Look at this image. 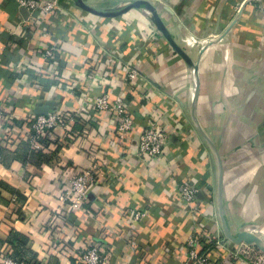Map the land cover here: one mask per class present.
I'll list each match as a JSON object with an SVG mask.
<instances>
[{"label":"crops","instance_id":"obj_1","mask_svg":"<svg viewBox=\"0 0 264 264\" xmlns=\"http://www.w3.org/2000/svg\"><path fill=\"white\" fill-rule=\"evenodd\" d=\"M137 1L154 10L142 4L100 16L78 0H60L53 14L31 23L16 0H0V106L12 117L9 132L0 128V264L13 252L5 242L12 231L28 238L26 257L42 264H79L92 240L103 246V264H185L199 222L210 235L206 252L243 264L219 244L228 239L217 151L228 227H264V0H82L108 12ZM222 33L204 52L189 46L192 36ZM40 42L58 48L54 59ZM129 65L142 79L127 95L136 124L124 148L115 118L92 107L125 86ZM48 104L81 121L71 132L48 133L37 151L28 119ZM151 123L166 127L170 139L164 156L148 163L137 141ZM92 165L96 182L84 209H72L60 196ZM184 181L200 190L197 215L179 198ZM135 209L146 211L138 223Z\"/></svg>","mask_w":264,"mask_h":264},{"label":"built area","instance_id":"obj_2","mask_svg":"<svg viewBox=\"0 0 264 264\" xmlns=\"http://www.w3.org/2000/svg\"><path fill=\"white\" fill-rule=\"evenodd\" d=\"M21 8L28 11L29 21H38L45 18L61 7L60 0H16ZM229 32V31H228ZM227 32V33H228ZM227 33L212 34L207 37L192 36L189 38V46L198 47L204 52L210 45L223 41ZM40 47L44 57L48 60L54 59L58 48L55 46ZM42 45V46H41ZM141 75L136 67L129 65L126 67V83L121 89H116L113 93H104L96 98L92 109L97 113H107L115 118L117 126V136L124 148H128L129 134L134 130L136 116L127 108V95L137 93L141 86ZM127 91L125 90L126 88ZM12 117L0 106V128L9 132ZM31 129L29 131V142L34 150L41 151L45 148V138L53 130L61 129L65 132L73 131L74 124L81 119L76 116L61 111H50L47 114L35 115L28 119ZM170 133L164 126L154 123L146 125L139 134L137 146L138 155L146 162L160 160L165 152ZM96 167L94 165L78 172L70 179V186L65 193L60 196V200L67 203L72 209L82 210L88 200L89 189L96 182ZM200 190L189 181L181 182L178 186V195L181 201L188 207L190 213L197 215V203L199 201ZM146 215V211L135 209L132 215V223H138ZM204 221V220H203ZM202 225L197 224L194 233L187 241L188 254L185 264H228L225 258H216L211 252H203L205 239L210 238L202 231ZM260 237L264 238V228L255 225H248L244 228ZM222 251L235 257L243 264H264V252L256 246L241 243L235 245L223 239L219 243ZM79 264H103V246L98 240H92L85 246L78 255ZM3 264H22L10 256L4 258Z\"/></svg>","mask_w":264,"mask_h":264},{"label":"water","instance_id":"obj_3","mask_svg":"<svg viewBox=\"0 0 264 264\" xmlns=\"http://www.w3.org/2000/svg\"><path fill=\"white\" fill-rule=\"evenodd\" d=\"M78 2L80 3V5L85 8L86 10L100 15V16H111V15H118V14H123L125 12H127L129 9H132L134 7H140L142 4H147L150 6L151 9L154 10V7L152 6V4H150L149 1H137L135 3H132L130 6L126 7L125 9L119 10V11H103V10H99V9H94L91 8L89 6H87L86 4H84L82 2V0H78ZM25 12L28 13V11L26 9H24ZM162 30L164 31V33H166V31L164 30V28H162ZM170 41L172 42L173 46L181 53V55H183V57H185L187 60H189V56L188 53H186L183 49H181L178 45H176L172 39H170ZM194 73L196 76V82H197V86H196V91L194 93V99H193V103H192V112H193V117L194 119L197 121V117L195 115V109H196V104H197V96H198V66L194 65ZM50 112V104H48L45 107H40L37 111L36 114L37 115H41V114H47ZM198 123V122H197ZM202 129V128H201ZM203 135L206 137V139L208 140V142L211 144V146L217 151L216 145L214 143V141L203 132ZM217 161H218V165H219V203H220V215L222 217L223 220V224H224V230H225V234H226V238L231 241L233 244L235 245H239L241 243H246L248 245H253L258 247L259 249H261L264 252V238L260 237L259 235L251 232V231H247L245 229H242L241 231L238 232H233L231 231V229L228 227L226 218H225V209L223 208V178H222V157L220 156V154L217 151Z\"/></svg>","mask_w":264,"mask_h":264},{"label":"trees","instance_id":"obj_4","mask_svg":"<svg viewBox=\"0 0 264 264\" xmlns=\"http://www.w3.org/2000/svg\"><path fill=\"white\" fill-rule=\"evenodd\" d=\"M28 241L29 240L25 235L21 234L18 231H12L11 236L5 241L8 246H11L13 248V252L8 256L14 258L22 264H42L39 260H37L36 255L34 257H26L28 250ZM207 247L209 246L206 245L205 249H203V252H206Z\"/></svg>","mask_w":264,"mask_h":264},{"label":"rangeland","instance_id":"obj_5","mask_svg":"<svg viewBox=\"0 0 264 264\" xmlns=\"http://www.w3.org/2000/svg\"><path fill=\"white\" fill-rule=\"evenodd\" d=\"M264 228V227H263Z\"/></svg>","mask_w":264,"mask_h":264}]
</instances>
